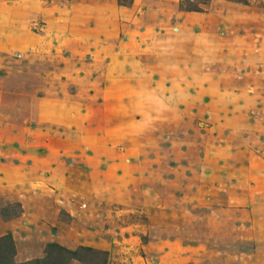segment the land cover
I'll return each instance as SVG.
<instances>
[{
    "label": "rangeland",
    "instance_id": "rangeland-1",
    "mask_svg": "<svg viewBox=\"0 0 264 264\" xmlns=\"http://www.w3.org/2000/svg\"><path fill=\"white\" fill-rule=\"evenodd\" d=\"M3 236L14 263L264 264V0H0Z\"/></svg>",
    "mask_w": 264,
    "mask_h": 264
},
{
    "label": "trees",
    "instance_id": "trees-1",
    "mask_svg": "<svg viewBox=\"0 0 264 264\" xmlns=\"http://www.w3.org/2000/svg\"><path fill=\"white\" fill-rule=\"evenodd\" d=\"M226 1L237 3V4H247L248 3V0H226ZM2 245L4 247H2L3 250L0 255V262H1L0 264H51L48 261L47 257L45 259H35V260L27 261L24 263H14L12 261L13 256H14V247L11 242V237L10 236L0 237V248Z\"/></svg>",
    "mask_w": 264,
    "mask_h": 264
}]
</instances>
